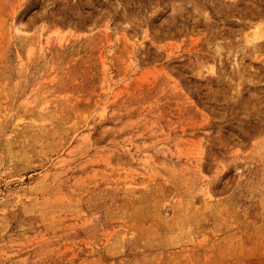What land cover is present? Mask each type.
Here are the masks:
<instances>
[{"label": "rangeland", "instance_id": "obj_1", "mask_svg": "<svg viewBox=\"0 0 264 264\" xmlns=\"http://www.w3.org/2000/svg\"><path fill=\"white\" fill-rule=\"evenodd\" d=\"M261 29L264 0H0V264H264Z\"/></svg>", "mask_w": 264, "mask_h": 264}, {"label": "bare ground", "instance_id": "obj_2", "mask_svg": "<svg viewBox=\"0 0 264 264\" xmlns=\"http://www.w3.org/2000/svg\"><path fill=\"white\" fill-rule=\"evenodd\" d=\"M259 30H260V29H258V31H259ZM258 31H255V33L257 34ZM262 31H263V30L261 29V32H260V33H262ZM263 32H264V31H263ZM261 37H262V36H261ZM253 38H254V35H253ZM256 38H257V37H256ZM256 38H254L253 40H256ZM250 45H251V44H250ZM248 46H249V45H248ZM255 48H256V47H255ZM254 50H255V49H254Z\"/></svg>", "mask_w": 264, "mask_h": 264}]
</instances>
